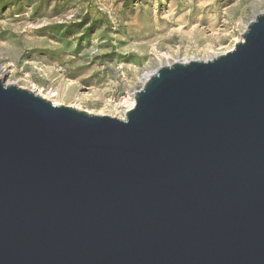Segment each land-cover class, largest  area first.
I'll return each instance as SVG.
<instances>
[{
  "label": "water",
  "instance_id": "water-1",
  "mask_svg": "<svg viewBox=\"0 0 264 264\" xmlns=\"http://www.w3.org/2000/svg\"><path fill=\"white\" fill-rule=\"evenodd\" d=\"M0 264H264V11L122 119L0 76Z\"/></svg>",
  "mask_w": 264,
  "mask_h": 264
},
{
  "label": "rangeland",
  "instance_id": "rangeland-1",
  "mask_svg": "<svg viewBox=\"0 0 264 264\" xmlns=\"http://www.w3.org/2000/svg\"><path fill=\"white\" fill-rule=\"evenodd\" d=\"M0 76L124 118L149 73L232 50L264 0H0ZM147 75V76H146Z\"/></svg>",
  "mask_w": 264,
  "mask_h": 264
},
{
  "label": "bare ground",
  "instance_id": "bare-ground-1",
  "mask_svg": "<svg viewBox=\"0 0 264 264\" xmlns=\"http://www.w3.org/2000/svg\"><path fill=\"white\" fill-rule=\"evenodd\" d=\"M146 76H147V75H146ZM133 105H134V102H131V103H130V108L133 107Z\"/></svg>",
  "mask_w": 264,
  "mask_h": 264
},
{
  "label": "trees",
  "instance_id": "trees-1",
  "mask_svg": "<svg viewBox=\"0 0 264 264\" xmlns=\"http://www.w3.org/2000/svg\"><path fill=\"white\" fill-rule=\"evenodd\" d=\"M3 6V5H2ZM1 5H0V7H2Z\"/></svg>",
  "mask_w": 264,
  "mask_h": 264
}]
</instances>
